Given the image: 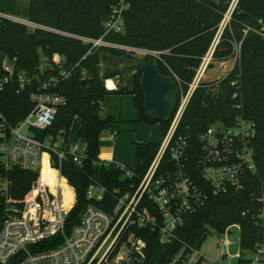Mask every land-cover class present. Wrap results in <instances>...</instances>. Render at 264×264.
<instances>
[{
  "label": "built area",
  "instance_id": "2783aa9c",
  "mask_svg": "<svg viewBox=\"0 0 264 264\" xmlns=\"http://www.w3.org/2000/svg\"><path fill=\"white\" fill-rule=\"evenodd\" d=\"M236 3L237 0L230 3L217 35L186 91H183L184 82L171 73L177 86L174 93L179 97L169 129L147 169L139 174L112 161L99 160L105 168L118 169L126 181L125 190L115 188L107 195L105 186L91 181L86 191L90 204L69 233L65 231V222L74 205V190L63 175V166L71 162L82 168L87 159L86 144L77 140L69 145L63 132H46L58 109L66 104L65 97L56 89L60 82L70 78L72 70L64 68L60 56L55 54L51 60L41 59L35 73H17L16 59L1 56L0 91L15 85L16 94L27 93L32 110L14 125L0 112V264H109L110 261L122 264L135 242L138 244L136 251L143 256L144 242L134 239V231L154 232L159 244L168 246L177 241L176 233L210 197L235 196L247 190L250 179L256 176L253 122L237 117L228 126L221 123L209 126L200 138L197 151L191 150L184 138L175 136L192 94L201 83L207 82L206 72L215 64L217 70L224 73L223 77L215 79L220 80L237 64L239 44L233 45L231 59L213 61L215 47ZM128 9V0L116 1L103 23L104 33L99 39L54 31L2 12L0 19L24 25L29 30L41 29L73 38L89 47L87 54L108 48L122 51L128 60L160 61L161 52L105 40L110 34L123 33V17ZM257 26L254 32L264 38V20H259ZM105 66L103 63L98 65L103 88L115 92L122 85L121 78L113 74L105 77ZM116 135L111 131V138ZM14 171L39 174L24 200L12 196L9 175ZM260 190L250 195V205L242 216H249L253 225L264 232V196ZM232 227H238L240 234V225L236 224L222 232L205 229V238L197 245L180 241L178 251L167 264H216L201 253V245L209 231L226 237L232 234ZM51 244L54 247H46ZM219 244L227 246L224 240ZM239 248L249 257L236 256L238 264H264V234L249 249L241 247L239 236ZM222 257L226 256L222 254Z\"/></svg>",
  "mask_w": 264,
  "mask_h": 264
},
{
  "label": "trees",
  "instance_id": "16d2710c",
  "mask_svg": "<svg viewBox=\"0 0 264 264\" xmlns=\"http://www.w3.org/2000/svg\"><path fill=\"white\" fill-rule=\"evenodd\" d=\"M116 1L29 0L28 21L69 35L99 39L104 33L103 23ZM128 2L129 9L123 17V33L110 34L105 40L121 46L161 52V60H155L159 74L171 76L173 73L184 82L183 91H186L202 58L211 47L232 0ZM259 20H264V0H237L213 53L215 62L229 60L233 57V45L239 44L237 64L225 78L200 84L192 94L175 131L176 137L184 138L190 144V149L197 151L200 138L209 126L215 123L228 126L237 117L253 122L255 138L252 146L256 176H251L247 190L240 195L210 197L204 207L176 233L177 241L168 246H161L154 232L134 231V239L144 242L143 262L134 264H167L178 251L180 241L191 245L200 244L205 238L204 229L222 232L230 226L240 225V245L243 249L251 248L262 238L264 232L253 225L249 216H242V212L250 205L252 193L261 189L264 196V38L254 32ZM88 51V46L73 38L41 29L29 30L24 25L1 20L0 55L16 59L17 73L33 74L41 59L51 60L55 54L60 56L64 68L72 70L70 78L60 82L56 89L65 97L66 104L58 109L51 128L46 132H63L67 138L72 123L78 119L77 140L86 144L87 159L82 168L71 162L63 166V175L74 190V205L65 222L66 233L78 224L81 213L90 204L86 191L91 181L105 186L107 195L115 188L125 190L126 187V181L118 169L105 168L98 159L101 133L116 129V122L111 117L101 118L99 115L106 96L131 95L139 122L158 125L162 138L170 126V121L164 123L153 120L145 111L140 75L132 77L126 87L120 85L115 92L104 90L98 65H108L127 58L122 51L101 48L87 54ZM111 76L110 73L105 75ZM178 97L179 94L174 93L171 102ZM31 110L32 104L27 93L16 94L15 85H8L0 91V112L12 125ZM133 145L134 170L142 174L154 158L159 143L136 141ZM38 177L39 174L30 172L10 173L13 198L26 199L32 182ZM95 205L103 208L99 204ZM1 222L0 202V225ZM46 247H54V244Z\"/></svg>",
  "mask_w": 264,
  "mask_h": 264
},
{
  "label": "rangeland",
  "instance_id": "374dc122",
  "mask_svg": "<svg viewBox=\"0 0 264 264\" xmlns=\"http://www.w3.org/2000/svg\"><path fill=\"white\" fill-rule=\"evenodd\" d=\"M0 3L5 6H12L4 9L0 8V12L21 21L28 22V3L29 0H0ZM1 23V19H0ZM1 62V55H0ZM223 71L217 70V66L213 64L205 75L206 81H212L223 77ZM174 93L167 95L166 99L171 102ZM101 118L112 117L118 121V133L114 138H111L110 131H104L99 139V157L110 158L113 163L126 167L133 171L135 169V147L133 142H149L158 144L162 140V133L158 125H147L139 122L137 111L134 107V99L129 94H109L102 103L99 112ZM79 128V120L75 119L68 132L69 145L77 142V131ZM61 139V138H60ZM59 139V140H60ZM231 235L226 237L217 236L214 232L209 231L205 241L202 243L201 253L216 264H238V258L249 257V255L239 248V229L232 227ZM224 240L227 246L220 245L219 241ZM222 254L226 257L223 258ZM109 264H119V262L110 261Z\"/></svg>",
  "mask_w": 264,
  "mask_h": 264
},
{
  "label": "water",
  "instance_id": "95a60500",
  "mask_svg": "<svg viewBox=\"0 0 264 264\" xmlns=\"http://www.w3.org/2000/svg\"><path fill=\"white\" fill-rule=\"evenodd\" d=\"M105 73L124 77L123 87L129 84L132 77L140 75V85L144 93L145 111L153 120L164 123L170 121L176 109L177 99L170 102L165 99V96L176 92L177 86L171 76L159 74L153 60L127 59L115 64H106ZM137 248L138 244L135 242L131 251L127 254V259L122 261V264H132L134 261L141 262L143 260V256L136 251Z\"/></svg>",
  "mask_w": 264,
  "mask_h": 264
},
{
  "label": "crops",
  "instance_id": "0c3cea01",
  "mask_svg": "<svg viewBox=\"0 0 264 264\" xmlns=\"http://www.w3.org/2000/svg\"><path fill=\"white\" fill-rule=\"evenodd\" d=\"M6 7H9L8 9L10 10L11 8H12V6H8L7 4H5V6H3L1 3H0V8L1 9H4V11H5V9H6ZM5 13V12H4ZM112 118V117H111ZM113 119V118H112ZM114 120V119H113ZM115 121V120H114ZM116 122V129L115 130H113V131H115L116 133H118L119 131V127H118V121H115ZM110 131V130H109ZM111 132V131H110ZM98 159L99 160H103V161H112L110 158H102V157H99L98 156Z\"/></svg>",
  "mask_w": 264,
  "mask_h": 264
},
{
  "label": "flooded vegetation",
  "instance_id": "af4514ba",
  "mask_svg": "<svg viewBox=\"0 0 264 264\" xmlns=\"http://www.w3.org/2000/svg\"><path fill=\"white\" fill-rule=\"evenodd\" d=\"M127 59H128V58H122L121 60L113 61L112 64H115V63H118V62H120V61H122V60H127ZM120 78H121V84H122L125 78L122 77V76H120ZM172 97H174V95H173ZM168 101H169V100H168Z\"/></svg>",
  "mask_w": 264,
  "mask_h": 264
}]
</instances>
